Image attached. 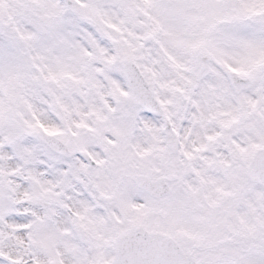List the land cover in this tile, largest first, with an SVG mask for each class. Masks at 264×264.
Here are the masks:
<instances>
[{"label":"snow or ice","instance_id":"snow-or-ice-1","mask_svg":"<svg viewBox=\"0 0 264 264\" xmlns=\"http://www.w3.org/2000/svg\"><path fill=\"white\" fill-rule=\"evenodd\" d=\"M0 264H264V0H0Z\"/></svg>","mask_w":264,"mask_h":264}]
</instances>
